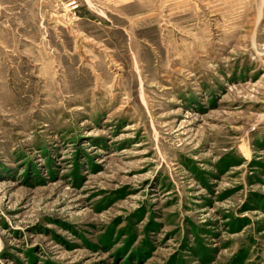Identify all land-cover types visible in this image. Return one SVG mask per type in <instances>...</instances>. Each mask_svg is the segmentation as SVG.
Here are the masks:
<instances>
[{"label": "rangeland", "instance_id": "374dc122", "mask_svg": "<svg viewBox=\"0 0 264 264\" xmlns=\"http://www.w3.org/2000/svg\"><path fill=\"white\" fill-rule=\"evenodd\" d=\"M0 264H264V0H0Z\"/></svg>", "mask_w": 264, "mask_h": 264}]
</instances>
